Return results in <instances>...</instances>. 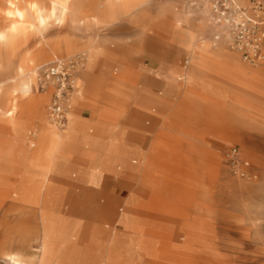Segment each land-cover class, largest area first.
<instances>
[{"label":"rangeland","instance_id":"1","mask_svg":"<svg viewBox=\"0 0 264 264\" xmlns=\"http://www.w3.org/2000/svg\"><path fill=\"white\" fill-rule=\"evenodd\" d=\"M115 1L0 0V107L16 101L26 114L45 96L41 118L0 112V259L264 264V60L244 62L213 38L209 0H137L121 15L95 22L94 15ZM64 38L80 48L44 53V46ZM201 38L209 45L201 47ZM185 42L187 48L180 45ZM219 50L258 77L240 76L212 55ZM76 55L84 60L72 96L74 117L65 129L84 139L85 161L77 156L56 173L49 169L42 187V168L61 143L48 151L44 146L52 89L37 88L36 72L54 56ZM199 55L204 72L193 67ZM235 81L247 83L246 89ZM233 146L249 161L252 176L239 174L226 156ZM100 174L108 183L97 186ZM58 213L71 221L59 222ZM80 220L90 224L92 247L90 260L78 263L70 251L87 250L74 246ZM44 231L61 241L44 239ZM67 235L72 241L64 242Z\"/></svg>","mask_w":264,"mask_h":264},{"label":"built area","instance_id":"2","mask_svg":"<svg viewBox=\"0 0 264 264\" xmlns=\"http://www.w3.org/2000/svg\"><path fill=\"white\" fill-rule=\"evenodd\" d=\"M208 11L215 40L223 42L244 62L256 64L264 60V0H209ZM83 60V55L71 58L54 56L37 69V88L52 89L48 118L58 128L66 125L77 70ZM226 156L239 174L252 176L249 161L239 156L236 147H230ZM0 264L12 263L6 257L0 259Z\"/></svg>","mask_w":264,"mask_h":264},{"label":"crops","instance_id":"3","mask_svg":"<svg viewBox=\"0 0 264 264\" xmlns=\"http://www.w3.org/2000/svg\"><path fill=\"white\" fill-rule=\"evenodd\" d=\"M150 0H147V1H144L142 3H148ZM140 2H138L137 0H116L114 3H110V4H106V6L104 8H102L101 10H99L97 12V14L94 15V21L95 22H98L100 20H103V19H108V18H111V17H116V16H119L121 15L126 8L130 7V6H134L135 4H138ZM93 18V17H91ZM195 33V31H189V32H186V34L188 33ZM186 34H183V36H185ZM191 44V43H190ZM182 45L184 48H187V43L185 42L184 44H180ZM190 46V45H189ZM49 47H52L53 50H55L56 52H59V53H64L66 54L64 48H60L58 49L56 45L54 46H44L43 49L45 48L44 53H46V49H48ZM70 52V51H69ZM68 53V52H67ZM212 55L215 56V57H218L220 58L221 60H223L224 62H226L229 66H231L234 71L238 72L239 71V68L238 66H236V63L238 61V59L235 57L234 54H231L229 52H226L224 50H219V51H216V52H212ZM193 67L197 70H200V71H206L208 68H207V64L205 62V58L203 55H199L197 56L194 61H193ZM153 69V68H151ZM77 91V86L75 88V91ZM77 94H78V91H77ZM45 96H39V99H34L35 100V105L34 104V107L32 109H30V112H27L26 114H24L22 112V110H20V107H18L16 101H11L10 104H8L7 106L5 107H0V112H2L3 114H5L6 116H12L14 114H16V111L20 110V113H21V116L25 119V121H28L31 119L30 116L32 115H38L37 117L41 118L42 116H44V112L40 109V102L41 100L44 98ZM75 98H73L74 100ZM133 99H134V102L135 103H139L140 100L142 99V96H141V92L138 88H135L134 91H133ZM39 102V103H38ZM36 108V109H35ZM34 110V111H33ZM9 112V113H8ZM36 113V114H35ZM74 112L71 113L69 119L72 118ZM83 114V113H82ZM78 116L80 118H83L85 119V121H92V120H95L91 117V115L89 116H82L80 113H78ZM67 119V121L69 120ZM82 120L80 119V122ZM8 123L14 127H21L22 129L25 128V126L27 125L26 122H23L22 125H19L18 122H14V121H8ZM15 123V124H14ZM83 124V123H82ZM48 124H43V143H44V146L45 147H48V141L47 139H45L44 137L46 136H51L53 137L52 135V132L50 130H44L45 127L47 126ZM106 131V134H107V130ZM78 132L83 135L84 134V131H83V127L80 128L78 130ZM115 135H121L120 132L116 133ZM70 136H72V140L70 141L69 138ZM77 137L74 136V134H72L71 132H67V134H65L63 137H62V143H61V148L56 152V155H53L51 157V159L49 161H46V163L44 164L43 168H42V180L40 182V186L44 187L46 184L49 183V179H50V175H49V169L53 170V169H57L54 173H56L58 170L61 169V164H69L70 162H72V159L77 157V156H83L80 158V160H84V152H86V148H85V144L84 142V139H82L81 136L79 135H76ZM84 136V135H83ZM122 136V135H121ZM70 138V139H71ZM80 139V140H79ZM47 151H48V148H47ZM82 153H81V152ZM136 152V151H134ZM139 152V151H138ZM121 160V159H120ZM86 163V162H85ZM44 172V173H43ZM54 175V174H53ZM104 175V173H103ZM101 176L100 175H97L95 176L94 178V183H97L98 185L97 186H101L103 183H108L107 181L104 180V176ZM54 177V176H53ZM52 178V176H51ZM105 181V182H104ZM52 184V183H51ZM97 186H89V187H97ZM153 197V196H151ZM150 197V198H151ZM110 206L108 205L107 208H109ZM57 219L58 221H71L70 217L68 216H64V215H60L59 213L57 214ZM70 223L68 222V226ZM79 227L81 228L80 232L73 238L75 239L76 241L74 242V246L75 245H78V244H83V246H85L87 248L86 252H82L80 249H78L77 247H74L71 249L70 253L74 254L75 255V260L76 262L80 263L81 259H83L85 262L89 259L88 255H87V251L89 250L88 248L89 247H92V245L89 243L90 240H91V236H90V224L89 223H84L82 222L81 220L79 221ZM47 232L44 231V234H43V237L44 239H50L51 242H53L52 239H55V240H58V241H61L58 237L59 235H56V236H52V235H47L46 234ZM46 234V235H45ZM72 237L71 235H67L66 236V240L64 242H69V241H72ZM78 239H82V240H78ZM77 241H80V242H77ZM116 248L118 249V247L116 246ZM118 254L120 255V257L124 260V256L121 252H119V250H117ZM68 255V254H67ZM125 261V260H124ZM126 263V262H125ZM64 264V263H62ZM127 264V263H126Z\"/></svg>","mask_w":264,"mask_h":264},{"label":"bare ground","instance_id":"4","mask_svg":"<svg viewBox=\"0 0 264 264\" xmlns=\"http://www.w3.org/2000/svg\"><path fill=\"white\" fill-rule=\"evenodd\" d=\"M147 1V0H146ZM73 18H74V20L75 21H79V18L77 19V17L74 15L73 16ZM24 21V20H23ZM15 23H17V21L15 22ZM0 35H2V32L0 31ZM187 41V40H186ZM57 44H58V46H57V48L58 49H60V48H64V50H65V52H66V54H67V52L69 53V51L70 52H73V51H76L77 49H79L80 48V46H81V44H79V42H77V40H75V39H69V38H64V39H61V40H58V42H57ZM199 45L201 46V47H205V46H208L209 44H207V43H205L204 42V40H203V38H201L200 40H199ZM43 50H45V48L43 49ZM48 50H53V48L52 47H49L48 49H46V52L48 51ZM232 51V50H231ZM234 52V51H233ZM94 53V52H93ZM235 53V52H234ZM237 54V53H236ZM89 62H91V60L89 61ZM236 66H238V68H239V75L240 76H244V77H246V76H248L247 78L249 79H256L257 77H258V74H257V72L256 71H253V70H251V69H248V68H246V67H244V66H242L241 64H240V62L239 61H237V63H236ZM246 74H248V75H246ZM237 78V77H236ZM236 83H237V85H238V88L239 89H246L245 88V86L247 85V83H239L238 81H235ZM76 86V85H75ZM240 86V87H239ZM36 103V102H35ZM35 105H37V104H35ZM39 106V105H38ZM36 109V108H35ZM34 111V110H33ZM73 112V110H72V106H71V109H70V111L68 112V115H67V119H68V117L71 115V113ZM9 113V112H8ZM36 114V113H35ZM74 117V116H73ZM71 122V121H70ZM15 124V123H14ZM22 125V124H21ZM52 126V127H54V124H48L46 127H45V129L44 130H50L51 132H52V136L53 137H51V136H46V137H44L45 139H47V141H48V150H51V149H53V148H55V146H57L58 144H60V143H62V137L65 135V134H67V132H68V130L66 131V129H65V127L63 128V130H61V131H58V129H56L55 127L52 129L50 126ZM74 125V124H73ZM100 125V124H99ZM66 126V125H65ZM74 127V126H73ZM73 127H71L72 129H73ZM50 154V153H49ZM48 154V155H49ZM50 158V157H49ZM42 250H43V253H42V260L43 261H45L46 260V257H47V245H46V242H44L43 244H42ZM6 257H8L9 259H11V262H12V264H21V262H20V260L16 257V255L15 254H12V255H9V256H6ZM42 261V262H43Z\"/></svg>","mask_w":264,"mask_h":264}]
</instances>
